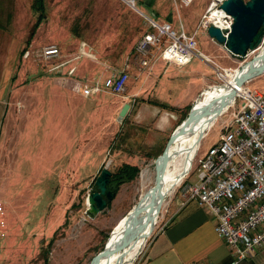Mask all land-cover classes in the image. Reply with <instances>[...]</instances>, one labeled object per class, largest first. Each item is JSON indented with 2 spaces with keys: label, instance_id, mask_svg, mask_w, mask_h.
I'll return each instance as SVG.
<instances>
[{
  "label": "rangeland",
  "instance_id": "1",
  "mask_svg": "<svg viewBox=\"0 0 264 264\" xmlns=\"http://www.w3.org/2000/svg\"><path fill=\"white\" fill-rule=\"evenodd\" d=\"M134 1L136 9L127 2L130 11L138 13L130 29H85L81 19L54 17L47 18L46 24L60 22L69 28L38 29L28 43L36 21L29 12L32 1L0 0V87L4 75L2 85L13 92L7 97L9 90L3 89L0 98L6 101L0 106L3 116L11 112L15 118L9 138L4 126L0 127V199L9 209L8 237L0 239V264H92L113 230L117 228L116 238L122 220L154 187L157 158L193 106H198L206 91L228 85L240 67L262 50L257 48L246 57H229L224 45L213 42L208 32L199 31L198 47L210 61H203L207 68L201 76L204 86L196 97L169 107L173 110L161 109L162 116L150 119H144L145 111H138L125 123L118 121L126 102L123 95L102 91L91 101L71 96L73 84L78 83L73 79L79 78L65 76L68 81L64 82L66 78L50 71L56 65L53 61L24 57L23 51L55 44L66 59L75 56L77 45L86 43L97 62L87 60L90 64L83 69L96 66L95 74H100L96 78L102 79L103 73L121 69L123 57L132 55L135 59L136 46L149 30L145 16L168 22L176 30L183 25L189 34L198 27L212 0H192L188 6L183 0H157L151 11L139 6L148 0ZM154 11L163 16L158 18ZM198 62L195 59L186 69ZM185 81L186 76H179L178 82ZM245 85L264 91V75ZM179 99L181 102V98L175 102ZM230 107L201 140L190 172L165 196L153 232L132 264L144 257L152 240L170 223L175 207H182L181 185L190 181L202 157L219 142L222 123L233 112ZM6 141L8 148H2ZM125 164L137 167L139 174L113 184V174ZM105 169L111 173L107 189L115 198L101 212L89 213L93 205L89 196L98 191L96 181ZM143 173L147 174L145 179Z\"/></svg>",
  "mask_w": 264,
  "mask_h": 264
},
{
  "label": "built area",
  "instance_id": "2",
  "mask_svg": "<svg viewBox=\"0 0 264 264\" xmlns=\"http://www.w3.org/2000/svg\"><path fill=\"white\" fill-rule=\"evenodd\" d=\"M126 1L136 9L134 0ZM183 1L187 6L193 2ZM225 1L212 0L192 34L186 33L183 25L176 30L170 23L145 16L149 30L136 46L135 59L141 67L150 69L158 61L178 67H186L195 59L210 61L198 47L197 34L215 26L221 29L224 37L229 36L234 19L222 9ZM217 19L222 20L219 25L215 24ZM24 57L47 63L53 61L56 65L51 64V72L73 77L75 63L83 55L64 59L61 49L53 44L30 49ZM129 77L124 70H111L105 79L79 81L76 93L84 97L102 91L122 95ZM230 108L233 112L230 119L222 123L219 142L202 157L190 181L181 185L180 194L185 200L182 207L196 201L210 213L215 220V232L232 251L233 264H238L264 246V91L244 85ZM7 237V210L5 203L0 201V239Z\"/></svg>",
  "mask_w": 264,
  "mask_h": 264
},
{
  "label": "crops",
  "instance_id": "3",
  "mask_svg": "<svg viewBox=\"0 0 264 264\" xmlns=\"http://www.w3.org/2000/svg\"><path fill=\"white\" fill-rule=\"evenodd\" d=\"M27 1H32L29 7L31 18L35 17L37 19L39 14L33 5L35 0ZM154 3H157V0H148V2L140 3L139 6L151 11ZM145 10L142 11L144 14ZM42 13L43 21L38 29H53L54 26L60 29L69 28V25L60 22L46 24L47 18L54 17L81 19L80 25L85 29L95 26L107 29H130L131 25L137 22L138 14L136 12L137 14L135 15L130 11L126 0H43ZM154 13L158 18L163 16L162 13H157L156 11ZM158 21L160 22L161 20ZM191 31L193 32L189 34L194 33L196 29ZM77 47L76 53L73 55L82 54L83 57L75 63L76 72L74 77L76 76L79 79L73 80L79 82L97 79L96 77L100 74H95L96 66L94 69H90V67L88 70L83 69L86 64H90L88 61H96V56L88 51L86 43H81ZM228 56L236 57L230 54ZM119 65L121 66L119 71L124 70L130 76L126 91L122 94V98L126 102L123 103L120 109L121 112L125 104L130 105L126 119L124 118L125 120L129 119V116L132 119L133 115L138 111L146 112H144V119H150L152 116L157 115L162 116L161 109H170L169 107L179 104L183 105L193 100L204 86L201 76L205 75L204 70H207L201 60L192 69H186L191 64L186 67H178L176 65H167L164 61H158L151 69L144 68L141 67L137 60L135 61L132 55L123 57ZM109 74L110 71L106 74L103 73L102 79H105ZM58 75L64 78L68 76L65 73ZM179 76H186L188 81H185V83L178 82ZM4 77V75L1 76L0 97L4 92L3 89L9 90L7 97H10L13 92H10L8 86L4 87L2 85ZM67 81L66 78L64 82ZM76 85L73 84L72 93H69V95H76L78 98L91 101L94 96L99 94L97 93L91 97L81 96L76 93ZM103 92L106 93V91ZM176 98H181V102L180 99L175 102ZM4 101H6L5 98H0L1 106ZM1 106L0 127L4 126L2 130H4L5 136L9 138L15 118L12 117L11 112L10 116L7 117V113L3 116V108ZM137 119L135 118L134 121L138 122ZM122 122L125 123L126 121L123 120ZM1 135L2 131H0ZM7 144L8 142L6 141L2 148H8ZM2 154L3 151L0 149V158ZM194 178L192 176L191 180ZM0 201L3 202L4 200L0 199ZM6 210L8 214L7 203ZM234 259V255L228 245L215 232L214 218L206 209L200 207L196 201H191L181 208L175 207L170 223L152 240L144 253V257L137 264H233ZM238 264H264V246L259 248L252 257H247Z\"/></svg>",
  "mask_w": 264,
  "mask_h": 264
},
{
  "label": "bare ground",
  "instance_id": "4",
  "mask_svg": "<svg viewBox=\"0 0 264 264\" xmlns=\"http://www.w3.org/2000/svg\"><path fill=\"white\" fill-rule=\"evenodd\" d=\"M216 21L215 24L219 25L222 20L217 19ZM245 65L246 63L243 64V67H245ZM261 68H264V60L256 61L254 66L246 67L243 71L241 68L228 85H222L204 93L202 100L196 107L197 111L192 123L190 122L187 128L183 130V134L177 137L175 142L170 146L167 152L168 158L164 169L158 158L155 163L156 171L158 167H161L163 170L161 171L163 179L161 191L164 198L172 189L178 186L183 178L190 172L204 133L214 126L216 119L234 102L240 89L239 82L237 81L238 77L242 76L243 79L250 74H257L260 72L259 70ZM223 102L225 107L222 113L217 116V118L215 117L210 121L212 118L211 110L217 105L221 106ZM180 128L181 125H179L175 131H178ZM145 173L142 174V179H145L147 175ZM158 200L159 191L156 190V186L154 185L151 190L140 197L138 203L129 212L126 218L122 220L123 223L116 238L115 234L117 228L113 230V233H111L106 243V245H108L107 252H105L104 257H102L97 264H117L119 262H121V264H132L150 237L151 226H153V224L155 225L157 221L158 213H155V208L158 204ZM91 208L88 209L89 213L90 211L93 212L94 205H92ZM124 242L126 243L121 245Z\"/></svg>",
  "mask_w": 264,
  "mask_h": 264
},
{
  "label": "water",
  "instance_id": "5",
  "mask_svg": "<svg viewBox=\"0 0 264 264\" xmlns=\"http://www.w3.org/2000/svg\"><path fill=\"white\" fill-rule=\"evenodd\" d=\"M221 7L234 19L232 31L226 38L224 37L223 32L220 28L210 26L208 29V35L211 37V39L215 40L216 43L220 45H225L228 50L237 57H246L249 52L255 51L257 48H262L261 52L252 60L248 61L245 67H243V65L240 67L242 68V71L245 70L246 67L254 66L256 64V61L264 60V0H249L248 2H245L244 0H226ZM259 71L260 72H258L257 74H250L244 77L243 79L242 76H239L237 79V81L239 82V87L241 88L253 79L264 75V68H261ZM224 107V102L221 106H215L211 110L212 118L210 119V121L213 120L215 117L217 118V116H219L224 110ZM129 109V104H125L123 106L118 117L119 122H122L124 120V118L129 112ZM196 111V106H193L188 117L181 124V128L178 131L172 133L171 137L168 140L166 148L164 149L163 153L158 157V160L162 163L163 169L167 162V152L170 146L175 142L177 137H180L181 134H183V130L187 128L190 122L192 123ZM205 134L206 133H204L202 139L204 138ZM161 171H163L162 168L158 167L156 171L155 180L156 190L159 191V200L155 208L156 214L159 213L161 206L164 202V195L161 191V186L163 182ZM110 176L111 173L105 169L102 171L101 177H99L96 181L98 191L90 195L92 204L94 205L92 213L96 214L101 212L106 208L107 202H111L115 198V194L107 189ZM153 229L154 224L153 226H151V234L153 232ZM125 243L126 242L121 245H124ZM107 246L108 245H105L104 249L95 257L92 264H97V262L100 261L102 257H104L105 252H107ZM117 264H121V262Z\"/></svg>",
  "mask_w": 264,
  "mask_h": 264
},
{
  "label": "trees",
  "instance_id": "6",
  "mask_svg": "<svg viewBox=\"0 0 264 264\" xmlns=\"http://www.w3.org/2000/svg\"><path fill=\"white\" fill-rule=\"evenodd\" d=\"M33 5H34V9L37 11L39 16L36 19V23L34 24L33 28L31 29V33H30V37L28 39V43L35 37V34L39 28V25L43 21V13H42L43 0H35ZM23 53L25 54V51H23ZM125 119H124V121H126ZM139 171L140 170L137 167H133L131 165L125 164L122 166V168L117 173L113 174L112 182H113V184L119 185L122 182H124L123 180H125V181L132 180L133 178H135L139 174Z\"/></svg>",
  "mask_w": 264,
  "mask_h": 264
}]
</instances>
